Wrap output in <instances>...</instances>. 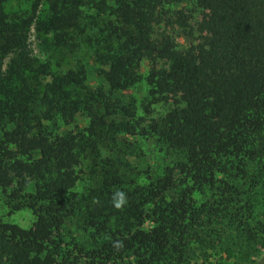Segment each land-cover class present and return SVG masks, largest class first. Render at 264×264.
<instances>
[{
	"label": "trees",
	"instance_id": "16d2710c",
	"mask_svg": "<svg viewBox=\"0 0 264 264\" xmlns=\"http://www.w3.org/2000/svg\"><path fill=\"white\" fill-rule=\"evenodd\" d=\"M8 1L0 191L34 220H0V264H244L264 247V0H51L46 19L45 0H29L26 15L7 14ZM198 9L211 15L204 49L176 51L165 28L186 29ZM84 12L100 19L97 91L84 69L50 74L28 49L33 23L54 47L75 46ZM141 83L138 107L123 96ZM78 114L85 136L59 131ZM131 128L158 146L145 177L117 149L114 134Z\"/></svg>",
	"mask_w": 264,
	"mask_h": 264
},
{
	"label": "rangeland",
	"instance_id": "374dc122",
	"mask_svg": "<svg viewBox=\"0 0 264 264\" xmlns=\"http://www.w3.org/2000/svg\"><path fill=\"white\" fill-rule=\"evenodd\" d=\"M51 0L42 2L38 9V18L46 19L49 16V3ZM113 3L125 4V0H113ZM29 0H9L4 9L9 15L25 14L29 11ZM85 13V12H84ZM211 15L207 10L198 9L192 16L186 29H169L165 28V32L169 34L173 47L176 51H186L193 49L195 51L204 49L203 38L206 32L203 23L210 20ZM100 19L93 12H86L83 17L79 30L75 33V46L72 47H54L50 36L37 35L35 24L29 30L28 49L32 57L38 65H45L48 73L56 75L67 72L69 70L76 71L84 69L86 76V85L92 91H97L99 88H105L102 79L99 75L100 65L95 62V54L101 45V36L95 25H99ZM163 27V26H162ZM160 27H155V32L159 36L163 31ZM10 56L6 59V62ZM149 69V64L145 59L139 62L138 73L143 78ZM124 99L133 101L136 106L142 107L147 101V92L144 84H138L130 91L124 94ZM170 98L162 97L160 106L156 107V111L162 110L168 106ZM140 111V110H139ZM87 121L78 114L74 121L59 127V131L71 133L74 136H85ZM117 138V149L123 158L131 162L134 171L140 176L145 177L147 167L153 165L159 160L158 156L153 157L158 148L152 138H145L139 135L134 128L129 129L128 133L117 132L114 134ZM130 143L132 147L125 149V145ZM124 150V152L122 151ZM170 158V157H169ZM153 162H152V161ZM155 162V163H154ZM149 164V165H148ZM78 172L82 181L87 180V171L89 165L87 161L82 160L78 163ZM83 184V183H82ZM264 204V199H261ZM264 217V214H262ZM0 220L16 224L22 228H28L34 217L29 210L22 209L12 211L5 195L0 191ZM70 234L75 235L79 239L84 238V234L77 229V226L70 223L68 226ZM244 264H264V247L257 245L254 253L249 257Z\"/></svg>",
	"mask_w": 264,
	"mask_h": 264
}]
</instances>
